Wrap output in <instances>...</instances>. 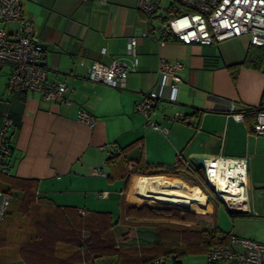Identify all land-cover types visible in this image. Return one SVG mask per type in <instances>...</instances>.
<instances>
[{"label": "crops", "instance_id": "1", "mask_svg": "<svg viewBox=\"0 0 264 264\" xmlns=\"http://www.w3.org/2000/svg\"><path fill=\"white\" fill-rule=\"evenodd\" d=\"M22 3L25 19L44 46L47 80L64 82L68 89L64 103L44 102L34 92L10 96L6 89L9 68L0 62V130L5 115L13 121L6 138L12 169L9 179L0 178V187L26 183L34 187L38 203L62 211H84L86 215L110 214L118 223L113 227L118 236L120 221L127 220L126 207L136 204L127 201L130 185L161 199L163 178L174 177L129 176L127 159L134 162L140 158L162 169L177 167V153L192 160L220 153L226 158L247 159L249 211H264V135L252 134V111L264 108V65L257 69L242 63L248 51L256 52L247 36L212 45L163 40L161 31L151 28L137 10V0ZM132 36L137 38L134 58L126 51ZM113 60H123L129 66L136 62L124 89L87 80L91 64L108 66ZM161 60L182 64L176 102L158 100L150 114V121L165 128L166 133L151 129L145 117L135 111V103L156 84ZM80 109L94 116V128L76 120ZM175 113L192 117L193 123L164 117ZM237 114L244 116L237 121L233 118ZM3 142L0 136V147ZM93 168L103 174H93ZM104 192L107 196L101 197ZM202 208L207 217L199 226H215L218 204ZM15 218L8 215L0 219V264H22L17 247L11 246L12 236H16ZM157 223L161 222L150 225ZM132 242L138 243L137 239ZM95 264L117 262L105 258ZM180 264L211 263L201 252L185 254Z\"/></svg>", "mask_w": 264, "mask_h": 264}, {"label": "built area", "instance_id": "2", "mask_svg": "<svg viewBox=\"0 0 264 264\" xmlns=\"http://www.w3.org/2000/svg\"><path fill=\"white\" fill-rule=\"evenodd\" d=\"M137 0V10L145 15L149 26L169 34L184 45H212L224 40L247 36L249 43L264 46V0ZM176 8H169V3ZM7 23H15L16 29L6 30ZM143 35H146L145 33ZM137 38L132 36L127 42V54L135 57ZM104 52V50L102 51ZM0 62L9 68L6 89L8 95L34 92L47 103L66 102L67 86L64 82H49L44 67V46L38 40L33 26L23 15L22 0H0ZM135 60L129 66L123 60H113L108 66L91 64L86 73L88 81L100 83L122 90L129 70H133ZM179 61L161 60L158 65L156 84L135 103V111L142 114L151 129L166 133V129L150 121L154 103L158 100L176 102V93L181 84ZM169 80V83H166ZM244 114L233 115L237 121ZM168 120L192 124L193 118L181 113L164 116ZM76 120L89 128H94L96 120L85 109L77 111ZM13 121L7 115L3 119L0 136L4 142L0 147V173H9L10 146L7 143V129ZM255 137L264 135V108L255 114L252 126ZM203 167L195 161L177 153L181 163L179 178L194 186L210 205L217 203L231 213H250L247 196V159L226 158L220 153L202 157ZM129 171L135 169L133 162L127 165ZM93 174L102 175L98 168ZM107 193L101 194L106 197ZM10 196L0 191V219L9 207ZM84 215V211H79ZM208 262L231 264H264V244L231 234L228 245L211 248L207 252ZM172 264L161 258L154 264Z\"/></svg>", "mask_w": 264, "mask_h": 264}, {"label": "trees", "instance_id": "3", "mask_svg": "<svg viewBox=\"0 0 264 264\" xmlns=\"http://www.w3.org/2000/svg\"><path fill=\"white\" fill-rule=\"evenodd\" d=\"M168 7L176 8L177 5L171 2ZM161 39L174 40V37L161 32ZM252 46L256 52L248 51L242 63L258 69L264 65V46ZM258 110L252 111L254 117ZM126 161L128 170V163L133 161ZM133 163L135 169L128 170L129 176H179L181 168L178 161L177 167L162 169L151 167L140 158ZM10 173H0V178L9 179ZM0 191L10 196L3 219L8 215L17 217L14 233L17 234L16 231L25 224L22 220L29 224L22 236L13 235L11 239V246L17 247L22 264H95L105 258H114L117 264H154L161 258L180 264V259L187 253L203 252L207 255L211 248L228 245L231 235L216 225L211 228L186 226L199 218H206V214L141 203L144 200L164 206L151 201L142 191L134 190L132 184L127 201L136 204L126 207L124 216L127 220L120 221L118 236L113 231L118 223L111 220L110 214L81 215L73 209L62 211L58 207L38 203L33 195L34 187L26 183L5 184ZM154 221L161 223L150 225ZM134 239H137V244H133Z\"/></svg>", "mask_w": 264, "mask_h": 264}, {"label": "rangeland", "instance_id": "4", "mask_svg": "<svg viewBox=\"0 0 264 264\" xmlns=\"http://www.w3.org/2000/svg\"><path fill=\"white\" fill-rule=\"evenodd\" d=\"M169 0H164V6L166 3H168ZM14 26H16L13 23H7L5 25L6 30H11ZM162 188V187H160ZM149 195V192H148ZM141 203H144L146 205H150L152 207H168L171 208L172 206L182 207L179 204H175L171 206H161V205H155L152 203H148L144 200L141 201ZM157 204V203H156ZM163 205V204H162ZM175 208V207H172ZM182 208H188V209H182ZM176 208L183 211H188L192 213H198L201 215H205L207 212H201L203 211L201 207H182ZM116 209V207H115ZM252 210V213H230L226 209H224L220 204H218V210L214 213V222L216 223L217 227L221 229L225 233H230L239 237L247 238L259 243L264 244V211L259 210L256 213ZM205 221V218H199L196 223L192 225H186L190 227H196L201 228L199 225H201V222ZM22 222H25V224L21 227V229H18L17 234L18 236H22L27 229L29 228V224L26 220H22ZM199 223V224H198Z\"/></svg>", "mask_w": 264, "mask_h": 264}, {"label": "bare ground", "instance_id": "5", "mask_svg": "<svg viewBox=\"0 0 264 264\" xmlns=\"http://www.w3.org/2000/svg\"><path fill=\"white\" fill-rule=\"evenodd\" d=\"M162 187L164 192L161 199L152 197L151 194L148 195L154 203L167 206L179 204L182 207L195 206L201 208L208 204L194 186L184 183L179 178H163Z\"/></svg>", "mask_w": 264, "mask_h": 264}, {"label": "water", "instance_id": "6", "mask_svg": "<svg viewBox=\"0 0 264 264\" xmlns=\"http://www.w3.org/2000/svg\"><path fill=\"white\" fill-rule=\"evenodd\" d=\"M195 161V163L199 166V167H203V159L202 157H197V158H194L193 159ZM172 207H175V208H182V207H177V206H172ZM182 209H188V208H182Z\"/></svg>", "mask_w": 264, "mask_h": 264}, {"label": "clouds", "instance_id": "7", "mask_svg": "<svg viewBox=\"0 0 264 264\" xmlns=\"http://www.w3.org/2000/svg\"><path fill=\"white\" fill-rule=\"evenodd\" d=\"M229 212V211H228ZM231 213V212H230Z\"/></svg>", "mask_w": 264, "mask_h": 264}]
</instances>
